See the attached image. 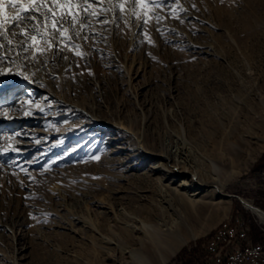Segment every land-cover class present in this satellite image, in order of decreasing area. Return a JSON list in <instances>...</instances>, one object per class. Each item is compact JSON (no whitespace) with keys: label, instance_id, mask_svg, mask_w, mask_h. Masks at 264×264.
Returning a JSON list of instances; mask_svg holds the SVG:
<instances>
[{"label":"rangeland","instance_id":"rangeland-1","mask_svg":"<svg viewBox=\"0 0 264 264\" xmlns=\"http://www.w3.org/2000/svg\"><path fill=\"white\" fill-rule=\"evenodd\" d=\"M118 2L100 0L93 8ZM169 3L185 11L177 9L173 18L171 9L150 5L163 19L150 16L138 28L130 15L134 0H126L127 13L116 24L84 21L92 27L82 35H97L74 39L79 48L59 43L57 36L63 49L58 54L48 48L51 34L42 18L6 33L12 46L3 48L4 57L10 62L0 67L27 77L45 72L47 84L33 96L18 93V105L0 104V111L7 107L18 118L16 106L39 107L29 111L37 124L0 128V149H16L0 151V264H190L226 218L240 214L264 233V224L238 199L264 210V181L258 179L264 173V0ZM15 11L6 5V14ZM99 15L111 21L114 13ZM21 28L28 32L27 52L14 45L25 41L13 35ZM37 30L45 51L33 59ZM175 167L186 172V180L198 174L216 200L206 197L184 208L175 194L168 198L159 181L176 180L168 173ZM164 207L194 235L165 260L147 246L149 232L116 228L118 219L131 222L123 210L156 225L167 217ZM84 218L112 243L102 245L79 229ZM148 251L154 260L145 259ZM202 260L217 264L209 250L194 264Z\"/></svg>","mask_w":264,"mask_h":264},{"label":"bare ground","instance_id":"bare-ground-1","mask_svg":"<svg viewBox=\"0 0 264 264\" xmlns=\"http://www.w3.org/2000/svg\"><path fill=\"white\" fill-rule=\"evenodd\" d=\"M30 25L31 24L26 23L27 29L30 27ZM14 43H15L14 45L17 46V42H14ZM0 44H4L5 45L4 49L5 48L7 49L6 46L8 44L4 38L0 40ZM2 49H0V56H6L5 51L7 50H4V49L2 50ZM2 62L8 63L10 61L8 59H4L0 61V63ZM3 65L2 67H0V73L4 72ZM9 76H12V75L3 77L6 86L4 87L3 91L0 92V104L2 105L5 102H8V103L14 102L13 101L14 96H16L18 93L20 94L22 91L25 93L29 92L33 96V94L37 92L40 86L47 84V80L45 79V72H39V73L35 72L32 76L30 77L28 76L27 81L23 80V82L21 80H16L15 78H11ZM25 87H27V90L24 91ZM14 104L18 105L17 102L16 103L14 102L12 105L15 106ZM8 109L9 108L4 107L3 110L0 111V128L4 126H9V128L19 127L20 126L19 122L21 121L25 127L37 124V120H35V117H33L34 115L32 116L25 115V112H29V111L33 112V111L39 110L38 105H36L35 103L33 105H28V106L27 105L25 106L22 103L19 106H16L15 110L17 113H19L22 116V118H18L15 116L10 117L9 116L10 111ZM212 166L213 168H217L214 162H212ZM168 173L173 174L174 175L173 177H176V180L172 181L173 180L172 179L166 184H162V181L161 182L159 181L160 183L159 188L165 194H168V195H170L171 193L175 194L180 199L182 204L184 205V208H186L187 203H191V205H194V203L196 202H206V197H208L209 199L207 201H210V202H214L216 200V196H214L215 191L211 192V190L210 191L205 190L204 187L206 186L205 185L206 183H203V181L199 178L198 174H192V177L189 180H186L184 178V174L186 172L182 169H179V168L176 169V167L171 168L170 172ZM263 181H264V178H263ZM173 182H174V185L170 186V184ZM214 190L218 192L217 194H220L219 189H214ZM224 196H229V195H224ZM232 196L233 195H231V197ZM170 197L171 195L168 198ZM238 199L241 201L244 207L248 208L251 212H253L255 216L264 224V210L255 206L250 200L246 198L239 197ZM163 213H164V216H167V217L161 218L160 221H157V222L155 221L156 225H154L138 217L139 215L138 213L133 214L132 212L129 213L123 210L120 212L121 216H123V218L125 217V219L126 218L129 219L132 223L134 222L133 223L134 225H132L131 222L130 224H127L126 222H123L118 219L116 228L122 231H127L129 227H131V229L135 231H143L144 233L149 232L150 238H149V241H147V244H148L147 246L151 248H155L156 251L158 250V252H160V255H162V259L165 260L167 259L166 258L167 255L169 256V254L174 253L175 250L178 247H180V245L185 243L190 237L194 235H188L186 231L187 229L186 225L177 223L174 219L175 214L170 212L168 207L163 208ZM238 217L239 216H232L230 218H226L220 221L209 238V240L215 239V244H213V248H209L208 250L211 252V255L216 259L217 264L219 263V257L225 256L226 253L230 251L231 243L238 238V230H233V228L235 227V221H238ZM77 224H78L79 229L81 230L85 229L89 231L91 236H93L94 239H97L100 244L110 245L112 243L113 238L108 233H103V231L101 230V227H99L95 222H92L84 218L83 220H80ZM187 226H188V223H187ZM106 229H109L112 231L115 230V229H111L110 225H109V228H106ZM117 245L119 248H122V246L120 247V244H117ZM141 245H145V244L142 243ZM141 252L142 251H140V256H141ZM150 254L151 253H149V251L146 252V255H145L146 260H149V259L154 260V257L151 256Z\"/></svg>","mask_w":264,"mask_h":264},{"label":"snow or ice","instance_id":"snow-or-ice-1","mask_svg":"<svg viewBox=\"0 0 264 264\" xmlns=\"http://www.w3.org/2000/svg\"><path fill=\"white\" fill-rule=\"evenodd\" d=\"M100 0H84V2L78 3L77 0H0V36H3L7 40L8 46H12V40L7 38V32L11 30L12 27H18L21 23L29 24H38L40 23L41 18L43 19V27L48 30L51 34V39L47 42L48 48L52 49L54 53L58 54L62 51V48H57L56 37H59V43L64 44L65 46H70L72 48H79L80 45L72 43L76 38L87 40L88 36H95L97 33L94 31H89L87 35H82L85 29H90L92 27L91 23L85 24V20L89 18H94L101 23L102 26H106L109 23L116 24L118 20L124 19L125 14L127 13L126 9V0H119L118 3L112 4L111 7H99L93 8V4H99ZM6 5H10L15 8L16 11L12 15H8L5 12ZM135 7L133 8L130 15L139 23L137 24L138 28H142L149 23V17L155 16L157 22H159L163 17L156 15L151 12V7L155 8H169L171 9L170 15L173 18H177V9L181 12L185 11L180 7L179 3L171 4L169 0H134ZM195 7V5H193ZM119 15H116L117 12ZM100 12H113L114 16L111 21L104 19L99 15ZM51 21V26L49 27L48 21ZM125 24H128V20H124ZM183 22V21H181ZM65 23L69 24L68 28H64ZM74 35H70L75 29ZM14 36L20 35L25 37V41L21 42L16 47L22 48L25 52L28 51V32L21 28L19 33H13ZM41 36L37 30V34L31 36V49L33 51V59L36 54H43L44 49L38 47V37ZM4 44H0V49L4 48ZM77 56H83L82 52H75ZM6 59L4 56H0V61ZM64 59H68L64 57ZM6 75H17L21 76L25 81L28 80L27 76H24L22 73H8L7 70L0 73V91H3L6 86L3 79ZM30 112H25V115H30ZM7 150H16L12 149L9 146V149H0V151ZM99 159V157H94Z\"/></svg>","mask_w":264,"mask_h":264},{"label":"built area","instance_id":"built-area-1","mask_svg":"<svg viewBox=\"0 0 264 264\" xmlns=\"http://www.w3.org/2000/svg\"><path fill=\"white\" fill-rule=\"evenodd\" d=\"M259 178H264V173L258 175ZM261 187L264 188V186ZM233 230H238V238L231 243L230 251L225 256L219 257L218 264H264V238L253 240L249 233L250 225L240 214ZM213 244L215 239L208 240L206 251L202 254H205L209 248H213Z\"/></svg>","mask_w":264,"mask_h":264},{"label":"trees","instance_id":"trees-1","mask_svg":"<svg viewBox=\"0 0 264 264\" xmlns=\"http://www.w3.org/2000/svg\"><path fill=\"white\" fill-rule=\"evenodd\" d=\"M249 233H250L251 237L253 238V240H260V239H263L264 238V233L261 232V231H259V230H257V229H255V226L254 225H250V231H249ZM210 235L208 236V238L210 237ZM206 238H207V236L203 239V241ZM208 238H207V240H208ZM190 249H188V251H186V252L189 253L190 252L189 251ZM190 254H192V253L190 252ZM201 255H202V251L195 252V255H192V259L190 260V264H193L195 261L199 260V258H200ZM203 259H204V257H203Z\"/></svg>","mask_w":264,"mask_h":264},{"label":"crops","instance_id":"crops-1","mask_svg":"<svg viewBox=\"0 0 264 264\" xmlns=\"http://www.w3.org/2000/svg\"><path fill=\"white\" fill-rule=\"evenodd\" d=\"M188 248H189V247H188ZM201 256H202V255H201ZM201 256H200V258H201ZM200 258H199V260H200ZM195 262H196V261H195ZM202 262H203V260L201 261V263H202ZM201 263H200V264H201ZM193 264H194V263H193Z\"/></svg>","mask_w":264,"mask_h":264},{"label":"water","instance_id":"water-1","mask_svg":"<svg viewBox=\"0 0 264 264\" xmlns=\"http://www.w3.org/2000/svg\"><path fill=\"white\" fill-rule=\"evenodd\" d=\"M233 196H235V197H237V198H238V196H237V195H234V194H233Z\"/></svg>","mask_w":264,"mask_h":264}]
</instances>
